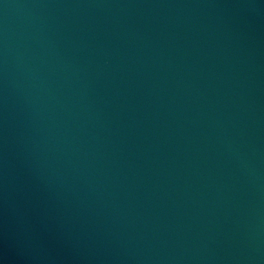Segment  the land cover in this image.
<instances>
[{"label":"water","instance_id":"95a60500","mask_svg":"<svg viewBox=\"0 0 264 264\" xmlns=\"http://www.w3.org/2000/svg\"><path fill=\"white\" fill-rule=\"evenodd\" d=\"M0 264H264V0H0Z\"/></svg>","mask_w":264,"mask_h":264}]
</instances>
